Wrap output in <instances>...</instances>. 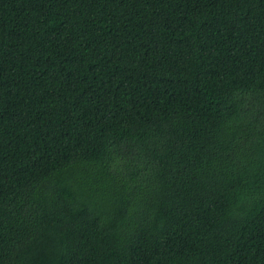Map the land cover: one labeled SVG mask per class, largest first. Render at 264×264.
Listing matches in <instances>:
<instances>
[{
  "label": "trees",
  "instance_id": "obj_1",
  "mask_svg": "<svg viewBox=\"0 0 264 264\" xmlns=\"http://www.w3.org/2000/svg\"><path fill=\"white\" fill-rule=\"evenodd\" d=\"M0 264H264V0H0Z\"/></svg>",
  "mask_w": 264,
  "mask_h": 264
}]
</instances>
